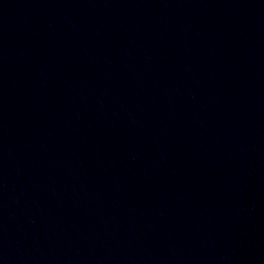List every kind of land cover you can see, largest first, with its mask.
I'll list each match as a JSON object with an SVG mask.
<instances>
[{
    "label": "water",
    "instance_id": "95a60500",
    "mask_svg": "<svg viewBox=\"0 0 264 264\" xmlns=\"http://www.w3.org/2000/svg\"><path fill=\"white\" fill-rule=\"evenodd\" d=\"M0 264H264V0H0Z\"/></svg>",
    "mask_w": 264,
    "mask_h": 264
}]
</instances>
